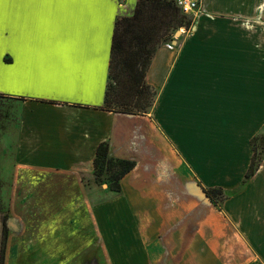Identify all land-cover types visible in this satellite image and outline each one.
I'll return each instance as SVG.
<instances>
[{
	"label": "crops",
	"instance_id": "crops-1",
	"mask_svg": "<svg viewBox=\"0 0 264 264\" xmlns=\"http://www.w3.org/2000/svg\"><path fill=\"white\" fill-rule=\"evenodd\" d=\"M137 2L0 5V148L15 165L6 260L264 264V161L244 184L264 132V0H199L193 27L152 60L153 109L126 115L103 106L115 23ZM102 143L136 163L119 194L96 184ZM198 183L226 192L221 209Z\"/></svg>",
	"mask_w": 264,
	"mask_h": 264
},
{
	"label": "trees",
	"instance_id": "trees-1",
	"mask_svg": "<svg viewBox=\"0 0 264 264\" xmlns=\"http://www.w3.org/2000/svg\"><path fill=\"white\" fill-rule=\"evenodd\" d=\"M193 25L194 20L181 12L176 0H138L133 15L115 23L103 109L126 115L149 114L158 97L157 89L146 79L152 60L161 46L174 41L178 31L189 30ZM251 147L253 154L244 184L258 172L264 161V132L252 138ZM109 150L108 143L100 144L96 150L95 181L119 194L122 180L134 170L136 163L112 158ZM198 186L219 209L228 199L221 188H203L200 183ZM6 223L7 219L2 231L1 264L9 235Z\"/></svg>",
	"mask_w": 264,
	"mask_h": 264
},
{
	"label": "rangeland",
	"instance_id": "rangeland-1",
	"mask_svg": "<svg viewBox=\"0 0 264 264\" xmlns=\"http://www.w3.org/2000/svg\"><path fill=\"white\" fill-rule=\"evenodd\" d=\"M190 17L194 20L196 16L191 15ZM174 39H175V37H174ZM3 150H5V153L2 152ZM13 166H15V165L10 163L6 157V149L0 148V251L2 248V231H3L4 221H5V219H7L8 223H9V220L12 218L11 216H14V213H15V211L12 210V204L15 201L14 200L15 197L12 196V194H10L11 191H10V189H8V183L10 182L8 177L11 175V171H12ZM244 179H245V177H244ZM102 187L107 188L106 185H104ZM27 199L29 201H31V197H28ZM26 203H27V200H26ZM35 204H37V206H36L37 211L35 213V216L37 218V222H39V224H41V222H43V220H44V223H45V215L47 214L48 206H46L45 210H42V208H39V205H40L39 203H35ZM19 209H22V207L20 206ZM30 216H32V214H30ZM31 219H32V217H31ZM31 219H28L27 222L29 223V221ZM7 229L9 231V235L12 236L13 234L9 230L10 228L7 227ZM28 231H29V229H28ZM9 235H8V242H7V247H6V252H5L3 264H14V260H11V263H10V260H6L7 248L9 247L8 244H9V239H10ZM13 246H15L14 243H13ZM33 251H34V249H33ZM6 261H7V263H6ZM0 264H1V262H0Z\"/></svg>",
	"mask_w": 264,
	"mask_h": 264
},
{
	"label": "built area",
	"instance_id": "built-area-1",
	"mask_svg": "<svg viewBox=\"0 0 264 264\" xmlns=\"http://www.w3.org/2000/svg\"><path fill=\"white\" fill-rule=\"evenodd\" d=\"M177 6L184 15H196L199 10V0H176Z\"/></svg>",
	"mask_w": 264,
	"mask_h": 264
},
{
	"label": "water",
	"instance_id": "water-1",
	"mask_svg": "<svg viewBox=\"0 0 264 264\" xmlns=\"http://www.w3.org/2000/svg\"><path fill=\"white\" fill-rule=\"evenodd\" d=\"M182 35V32L181 31H178L176 34H175V39H178L180 36ZM203 192V191H202ZM204 194V192H203ZM205 195V194H204ZM206 197V195H205ZM207 198V197H206ZM208 199V198H207ZM209 200V199H208Z\"/></svg>",
	"mask_w": 264,
	"mask_h": 264
},
{
	"label": "snow or ice",
	"instance_id": "snow-or-ice-1",
	"mask_svg": "<svg viewBox=\"0 0 264 264\" xmlns=\"http://www.w3.org/2000/svg\"><path fill=\"white\" fill-rule=\"evenodd\" d=\"M5 2V0H0V5H2Z\"/></svg>",
	"mask_w": 264,
	"mask_h": 264
},
{
	"label": "flooded vegetation",
	"instance_id": "flooded-vegetation-1",
	"mask_svg": "<svg viewBox=\"0 0 264 264\" xmlns=\"http://www.w3.org/2000/svg\"><path fill=\"white\" fill-rule=\"evenodd\" d=\"M7 223H8V220H7ZM6 223L7 227L9 228V225ZM10 230V229H9Z\"/></svg>",
	"mask_w": 264,
	"mask_h": 264
}]
</instances>
